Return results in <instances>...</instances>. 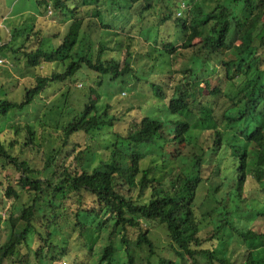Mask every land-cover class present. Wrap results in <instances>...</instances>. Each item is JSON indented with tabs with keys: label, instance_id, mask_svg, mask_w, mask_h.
I'll return each instance as SVG.
<instances>
[{
	"label": "trees",
	"instance_id": "trees-1",
	"mask_svg": "<svg viewBox=\"0 0 264 264\" xmlns=\"http://www.w3.org/2000/svg\"><path fill=\"white\" fill-rule=\"evenodd\" d=\"M41 1L40 12L51 7L70 24L58 44L38 16L14 27L1 47L51 70L20 100L1 98L0 118L46 90H70L81 69L97 83L68 121L64 105L40 121L41 140L30 122L0 126V205L10 201L0 264H264V0ZM117 10L126 31L114 47L95 46L88 30L111 29L105 19ZM88 17L95 21L83 29ZM151 31L150 73L140 76L132 58ZM180 55L187 62L174 67ZM126 76L148 85L172 118L101 104L105 78ZM81 134L104 138L99 154ZM235 241L245 251L237 258Z\"/></svg>",
	"mask_w": 264,
	"mask_h": 264
},
{
	"label": "rangeland",
	"instance_id": "rangeland-1",
	"mask_svg": "<svg viewBox=\"0 0 264 264\" xmlns=\"http://www.w3.org/2000/svg\"><path fill=\"white\" fill-rule=\"evenodd\" d=\"M38 1L39 0H0V34H2L3 37V40L0 42V89H2V92L0 91V99L9 98L12 100H20L23 96L25 87L31 85L32 83H35V81L40 77H45L51 70L50 65L41 68H34L28 65L25 57L22 54H13L9 49L1 47L3 43L11 39L13 29H15L16 27L22 29L24 25L30 26L32 21H34L35 18L37 19L38 16L39 19L36 25L37 27L42 29V33H44L45 35L44 37L50 39L52 43L58 44L61 40V37L66 33L68 25L70 24L71 18H66L61 14L60 11H53L51 7H48L47 10L43 8L42 12H40L37 6ZM47 1L49 3L52 2V0ZM207 1L208 3H213L214 0ZM42 2L43 0L41 1V4H43ZM109 4V1L107 4H104L102 6L103 9L109 7L110 10L111 6H109ZM115 12V14L113 13L114 15L108 14L105 19L107 23L112 25L111 29L99 30L97 29V27H93L92 30H88L91 36L92 43L95 46L99 41H104L110 47H114L117 45L116 40L119 39L118 36L126 31V28H119L122 25L116 20L117 17L115 15L119 16L120 11L117 10ZM93 21H95L93 17L86 18L83 23V29L91 26L90 22L93 23ZM58 31L60 37L53 38L52 33ZM153 37L154 33H152L151 31V33L143 34L138 38L136 50L132 58V66L136 69L137 74L140 76H148V74L150 73V71L148 70V65L150 66V63L146 58V54L150 50V48L148 49V47L153 43ZM180 43L182 42H179V45ZM181 51V53H184V56L185 53L186 56L188 55L187 51ZM146 59L148 61H146ZM186 62V58L180 55V58L178 59V62L174 67H181ZM144 71L147 74H144ZM153 78L154 76H152L151 79ZM74 80L75 81L72 83V88L70 90L67 87L63 89V86L61 87L62 90H58L57 92L46 90L41 94V97L27 109L11 112L8 119L0 118V126L6 124L8 125V127H10L11 125L30 122L37 129L39 139L41 140L40 133H42L43 126L41 124L42 122L40 123V121L43 118H46L47 120L49 118H58V115H53V113L56 112V107H61L63 105L66 114L64 113V116L60 118V121H68L75 111H73L72 108L80 109L84 101H86L88 86L96 87L97 74L86 69H81L77 73ZM99 90L101 94V104H105L108 102L112 103L113 111L116 113H120L130 106H134L135 108L144 106V108H146L145 113H148L149 111L152 116L156 117L157 115V117H160L161 119H164V117L172 118V116L166 111V108L164 106L165 103L151 96L149 94L148 85H145L143 82L138 81L136 78H134V76H126L124 78V81L123 79L112 81L107 77L105 78L102 86L99 87ZM64 93H67L68 95L66 106L64 103L65 98L63 97ZM140 111L142 113L141 109ZM76 140L84 144L89 143L92 146V149H94V151H97L101 150L99 144L104 141V138L102 139L100 136L90 137L88 135L81 134L76 137ZM190 150L192 149H189L187 152H189ZM96 154H99V151H97ZM27 200L28 197L24 195L22 197V200L19 201L18 204L23 202L25 203L27 202ZM9 204L10 201L8 200L5 206L0 205V215L2 216L0 220V245L6 240L10 232L9 228L3 220ZM157 234L159 236V242L157 241L159 247H161V249H166L165 247L169 245V241L161 231H159ZM104 242V239L101 238L95 246V248L97 247L95 251H100L101 247L104 245ZM160 251L162 254L167 255L169 249ZM230 251H234L233 255L235 256V258H237L236 256L238 254L243 256L245 252L243 251V247H241L240 242L238 241H235L230 246ZM144 256L145 253H143L142 257ZM65 257L67 258L68 256ZM63 261H67L69 264V261L66 259L61 260V262H54L53 264H61ZM138 263L142 264V261L138 260ZM119 264H124L123 259Z\"/></svg>",
	"mask_w": 264,
	"mask_h": 264
},
{
	"label": "built area",
	"instance_id": "built-area-1",
	"mask_svg": "<svg viewBox=\"0 0 264 264\" xmlns=\"http://www.w3.org/2000/svg\"><path fill=\"white\" fill-rule=\"evenodd\" d=\"M61 264H66L65 262H62Z\"/></svg>",
	"mask_w": 264,
	"mask_h": 264
}]
</instances>
